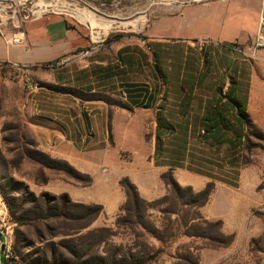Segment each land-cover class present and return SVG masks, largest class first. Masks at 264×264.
Listing matches in <instances>:
<instances>
[{"label": "rangeland", "instance_id": "obj_1", "mask_svg": "<svg viewBox=\"0 0 264 264\" xmlns=\"http://www.w3.org/2000/svg\"><path fill=\"white\" fill-rule=\"evenodd\" d=\"M24 1L0 0L4 18L18 22L13 25L16 31L24 9H35L40 0L22 6ZM44 1L57 3L45 13L70 11L77 17L87 13L82 2L92 4L99 26L109 25L110 35L102 48L88 54L77 51L52 68L41 67L42 79L27 80L18 69L0 65V258L4 256L6 264H30L44 257L75 262L71 251L76 250L82 262L106 264L114 256L127 259L129 253L146 252V264H188L182 258L185 249L193 248L189 264H196L200 257L195 250L206 242L196 238L185 244V222L190 227V221L201 217L202 199L196 193L211 182L243 214L239 252L218 264H264V215H248L258 214L264 201V98L252 96L253 85L264 88V54L255 47L264 0L259 18L251 20V32L245 34L223 33L218 13L223 0ZM66 1L80 6L71 8ZM93 31L96 37L97 28ZM107 67L113 76L104 79ZM234 76L247 102L248 123L243 128L221 100ZM127 83L151 94L143 100L148 108L132 105ZM37 99L47 106L55 100L66 106L102 101L109 107L107 152L95 176L38 148L26 114ZM215 109L223 114L224 124L208 129L211 123L204 117ZM160 114L170 134L164 132L157 143ZM111 182L120 187L125 202L108 216L103 213L108 191L114 193ZM132 187L147 205L132 198ZM63 188L89 189L97 199L74 202L60 191ZM43 194L50 195L49 205ZM62 194L83 208L53 201ZM62 205L69 217L60 215ZM11 210L30 216L47 213L50 219L19 226ZM230 219L227 225L232 227ZM17 236L19 246L28 245L20 256L12 250Z\"/></svg>", "mask_w": 264, "mask_h": 264}, {"label": "crops", "instance_id": "obj_2", "mask_svg": "<svg viewBox=\"0 0 264 264\" xmlns=\"http://www.w3.org/2000/svg\"><path fill=\"white\" fill-rule=\"evenodd\" d=\"M223 1V4L219 5L218 12L223 33H250L249 24L252 25L251 20L254 17L255 21L259 18V3L262 0ZM66 2L71 8L80 6V3ZM82 4H84L83 9L85 10H80L87 13H82L78 17L70 11H48V13L24 22L19 31L13 29V19L10 21L8 17L4 18L3 11L5 9L0 7V65L18 69L19 76L27 80L30 78L42 79L41 67L44 65L69 59L77 51H92L96 47H104L106 45L104 41L110 35V32L106 30L110 26L102 23L99 26L95 14L98 13L97 8L92 4L83 2ZM249 4L250 7L247 6ZM89 18L95 23L92 24L91 20L87 21ZM258 23L259 21L256 25L257 30ZM96 28L97 36L94 37L90 31ZM250 28L252 27L250 26ZM253 91L252 96L256 99L259 96L264 98V88L261 89V87L253 85ZM32 102L31 106L27 107V123L38 148L52 157L68 161L82 172L95 176L99 161L105 158L107 152L109 107L102 101H77L76 104L68 106L60 104L59 101L57 103L55 100L48 103V106L45 100L37 99ZM95 110L99 112L94 113ZM105 177L107 178V176ZM112 186L114 188V185ZM60 191L67 193L72 201L78 203H89L91 200L96 201L97 199L96 194L89 189L79 191L74 188H63ZM113 191V194H110L109 191L107 193L105 198L107 204H104L103 215H115L117 209L125 202L120 187L117 189L115 186ZM142 197L149 200L154 198ZM230 204L225 192L216 187L209 202L200 209L202 220L219 222L221 233L231 236L232 240L227 246L212 247L206 243L195 250L200 257L198 264H218L239 252L237 245L241 237L242 221L239 217L243 214L240 209ZM225 210L226 212L223 213ZM247 213L248 211L244 213V218H247ZM248 215L252 219L263 216L262 214L251 215L250 211ZM229 218L234 222L232 227L227 225ZM96 225L98 226V221L95 223ZM184 238L185 244L189 245L193 240L197 242L199 239L190 236H184ZM186 250L193 252L194 249L187 248Z\"/></svg>", "mask_w": 264, "mask_h": 264}, {"label": "trees", "instance_id": "obj_3", "mask_svg": "<svg viewBox=\"0 0 264 264\" xmlns=\"http://www.w3.org/2000/svg\"><path fill=\"white\" fill-rule=\"evenodd\" d=\"M56 63L44 65L43 67H48V66L53 67L54 65H56ZM155 66H156L157 72L160 74L161 70L157 67V63L155 64ZM104 70H105V72L102 74L104 79L113 76L112 73L108 71L109 67H107L106 69L104 68ZM162 80H163V77H162ZM124 88L127 91L126 97L129 98V100L131 101L133 106L141 105V107L144 109L148 108L147 104L144 103V101H143V100L148 101L151 98V94L149 92H147V90H145L144 93H141L138 91L140 87L136 86L133 83L125 84ZM52 90L53 91H55V90L59 91V89H56V88L52 89ZM90 91L91 90H89V92ZM239 91H240L239 82H238V79H236V76H234V78L231 81L230 87L228 89V93L226 95H221V100L226 103V106L229 109L234 111V113L236 114L235 120L240 124V127L243 128L248 123L247 102H246V99L243 100L241 98ZM104 102H106V101H104ZM122 108L129 110V108L126 105H123ZM204 119H205V121L211 123V125H208V129L212 128L214 125L224 124L223 114H221V112L219 110H216V109L212 110L208 115H206V117H204ZM166 130L170 131L168 129V123L160 114L158 117L157 143L161 142L162 136ZM168 131L165 132V134H170V132H168ZM35 151H37V150L35 149ZM213 190H214L213 183H208L202 191H199L196 193V196L202 199L201 207L205 206L208 203L209 198H210L211 194L213 193ZM131 195L135 201L141 203L142 205H144V204L147 205V202L144 201L143 199H141V197L138 195V192L136 191V189L134 187L131 188ZM41 197L44 198V201L47 205L50 204L47 202V198H50L49 194H43ZM52 199H53V201L55 199H59L61 204H64L68 208H70V207L71 208H80V209L83 208V205H81V204L72 203L69 200L68 196L64 195V194L57 196V198L52 197ZM65 206L62 205V212L60 213V215H63L64 217H69L70 213H67L64 211V209L66 208ZM8 207H9V204H8ZM9 209H10V207H9ZM47 209H48V207H47ZM16 214L17 213H15L14 211H12V210L10 211L11 219L19 226H22L27 222L50 219L49 214L41 213V212L34 213L33 216H30L29 214H26V213L24 215L23 214H17L16 215ZM195 220H197L198 222L195 223ZM200 220L202 222H200ZM189 226L190 227H188L187 222H185L186 234L189 233L188 236L202 239L207 243V245L212 246V247L227 246L230 244V242L232 240L231 236H226V235L221 233L219 222H208V221L202 220V218L199 216L198 218L190 221ZM213 228H216V229L213 230ZM188 230L191 232H188ZM0 241H3V237L1 235H0ZM19 242H22V241H19L18 236H17L15 239V243L12 245V250L16 254V256H20L21 250L28 246V245H25V246L20 245L19 246ZM132 252H134V251L132 250ZM71 254L75 258V262H70V261L64 260V259L56 261L55 258L47 260V258L44 257V258H36L33 261H31L30 264H87L86 262L80 261L79 258L81 256V254L78 251H76V250L71 251ZM191 258L192 259L194 258L193 253L190 252L189 250H186L185 255L182 259H184V261L189 264L191 262ZM21 261H26V260L21 258ZM146 263H147L146 252H143V253L138 252V253H136V256L129 253L127 259L124 256H119V255L116 257L114 256V258L112 257L111 260L106 264H146ZM0 264H6V259L4 256H1ZM196 264H198V262Z\"/></svg>", "mask_w": 264, "mask_h": 264}, {"label": "built area", "instance_id": "obj_4", "mask_svg": "<svg viewBox=\"0 0 264 264\" xmlns=\"http://www.w3.org/2000/svg\"><path fill=\"white\" fill-rule=\"evenodd\" d=\"M193 1H200V0H193ZM27 2H28V0H25L24 3L22 4V6H25ZM33 8L34 7L31 6L28 9H24L25 15L23 17V21H21L22 24H19V26H21L20 29L23 27L24 22H26L30 19H33L35 17H38ZM43 14H45V13H43ZM43 14H41V15H43ZM17 24H18V22L16 21L14 26H17ZM91 32L94 34L93 29H92V31H90V33ZM255 47H256V49L262 51V53L264 54V6H263L262 12L260 14V18H259L258 30H257V40H256ZM90 51L91 50L85 51V54H88ZM49 67L51 68L52 66H49ZM257 212H258V214L264 215V201L257 208Z\"/></svg>", "mask_w": 264, "mask_h": 264}, {"label": "bare ground", "instance_id": "obj_5", "mask_svg": "<svg viewBox=\"0 0 264 264\" xmlns=\"http://www.w3.org/2000/svg\"><path fill=\"white\" fill-rule=\"evenodd\" d=\"M60 3H61V1H60ZM56 5H57V3H47L44 0H40L36 4L34 10H36L38 12V14L35 12L38 16H41V14L47 12V10L54 8V6H56Z\"/></svg>", "mask_w": 264, "mask_h": 264}]
</instances>
